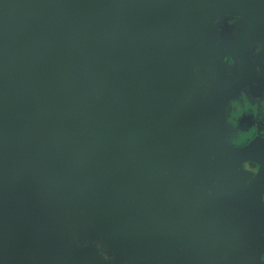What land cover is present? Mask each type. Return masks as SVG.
<instances>
[{"label": "water", "instance_id": "water-1", "mask_svg": "<svg viewBox=\"0 0 264 264\" xmlns=\"http://www.w3.org/2000/svg\"><path fill=\"white\" fill-rule=\"evenodd\" d=\"M242 91L264 0H0V264H235Z\"/></svg>", "mask_w": 264, "mask_h": 264}, {"label": "flooded vegetation", "instance_id": "flooded-vegetation-1", "mask_svg": "<svg viewBox=\"0 0 264 264\" xmlns=\"http://www.w3.org/2000/svg\"><path fill=\"white\" fill-rule=\"evenodd\" d=\"M243 164V170L239 165L233 172L232 190L239 204H233L235 208L229 219L233 234L231 245L236 250L235 264H264L261 259L264 257V202H255L264 199V179H257L258 171L253 173Z\"/></svg>", "mask_w": 264, "mask_h": 264}, {"label": "clouds", "instance_id": "clouds-1", "mask_svg": "<svg viewBox=\"0 0 264 264\" xmlns=\"http://www.w3.org/2000/svg\"><path fill=\"white\" fill-rule=\"evenodd\" d=\"M243 18L244 17L242 15H235L229 19L228 23L233 24L242 20ZM261 47L262 46L257 43L254 51L259 53ZM229 104L231 112L228 116V122L231 123L233 127H237L239 118L244 114H251L255 119L264 123V96L253 97L249 95L247 91H242L241 95L236 99H232ZM256 136H264V128H260L257 124H254L246 131L237 129L232 143L235 145L247 144ZM243 167L253 173L259 169V165L252 161H246L243 164ZM262 202H264V199H262ZM101 254L104 255L103 252Z\"/></svg>", "mask_w": 264, "mask_h": 264}, {"label": "snow or ice", "instance_id": "snow-or-ice-1", "mask_svg": "<svg viewBox=\"0 0 264 264\" xmlns=\"http://www.w3.org/2000/svg\"><path fill=\"white\" fill-rule=\"evenodd\" d=\"M257 171L259 172V169ZM261 259H264V257H261Z\"/></svg>", "mask_w": 264, "mask_h": 264}]
</instances>
